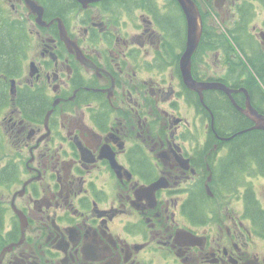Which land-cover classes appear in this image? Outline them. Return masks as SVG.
Instances as JSON below:
<instances>
[{
	"label": "flooded vegetation",
	"instance_id": "af4514ba",
	"mask_svg": "<svg viewBox=\"0 0 264 264\" xmlns=\"http://www.w3.org/2000/svg\"><path fill=\"white\" fill-rule=\"evenodd\" d=\"M191 2L199 90L178 0H0V264H264V0Z\"/></svg>",
	"mask_w": 264,
	"mask_h": 264
},
{
	"label": "trees",
	"instance_id": "16d2710c",
	"mask_svg": "<svg viewBox=\"0 0 264 264\" xmlns=\"http://www.w3.org/2000/svg\"><path fill=\"white\" fill-rule=\"evenodd\" d=\"M14 47L10 45V38L6 35V30L0 29V66L13 65ZM33 111H37L40 101L36 100L28 105ZM234 131V128H231ZM236 133V132H235ZM255 159L260 168H264V133L255 130L242 131L236 133L230 143L229 157L222 162L223 169L227 171L241 170L247 166V158ZM246 169V168H245Z\"/></svg>",
	"mask_w": 264,
	"mask_h": 264
},
{
	"label": "water",
	"instance_id": "95a60500",
	"mask_svg": "<svg viewBox=\"0 0 264 264\" xmlns=\"http://www.w3.org/2000/svg\"><path fill=\"white\" fill-rule=\"evenodd\" d=\"M178 1L183 7L187 17V36H188L186 49L180 60V69L183 76V80L186 83V85L193 89L199 90V87L197 86L195 79L191 75V56L197 47L201 35V26L198 21L199 14L197 8L195 7L194 4H192L191 0H178ZM201 85L203 87H206L214 84L202 83ZM245 112H248V110ZM255 127L264 128V123L256 125ZM242 131H246V129L238 131L236 133H240Z\"/></svg>",
	"mask_w": 264,
	"mask_h": 264
},
{
	"label": "rangeland",
	"instance_id": "374dc122",
	"mask_svg": "<svg viewBox=\"0 0 264 264\" xmlns=\"http://www.w3.org/2000/svg\"><path fill=\"white\" fill-rule=\"evenodd\" d=\"M243 130H245V129H243ZM247 130V129H246ZM228 180V179H227ZM256 181L257 180H254V182L256 183ZM261 183H264V180L263 179H260L259 180ZM254 188H255V190H256V192L258 193V187L257 186H254Z\"/></svg>",
	"mask_w": 264,
	"mask_h": 264
}]
</instances>
